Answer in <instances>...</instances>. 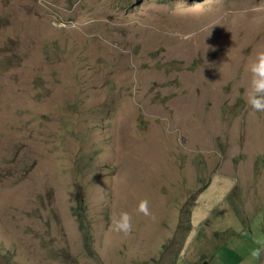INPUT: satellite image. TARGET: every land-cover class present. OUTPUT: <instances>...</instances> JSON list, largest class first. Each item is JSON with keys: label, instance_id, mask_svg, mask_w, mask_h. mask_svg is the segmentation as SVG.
I'll return each mask as SVG.
<instances>
[{"label": "rangeland", "instance_id": "374dc122", "mask_svg": "<svg viewBox=\"0 0 264 264\" xmlns=\"http://www.w3.org/2000/svg\"><path fill=\"white\" fill-rule=\"evenodd\" d=\"M259 50L264 0H0V264H264Z\"/></svg>", "mask_w": 264, "mask_h": 264}, {"label": "clouds", "instance_id": "9594fccd", "mask_svg": "<svg viewBox=\"0 0 264 264\" xmlns=\"http://www.w3.org/2000/svg\"><path fill=\"white\" fill-rule=\"evenodd\" d=\"M251 73L250 87L245 89L247 103L253 110L264 112V50L256 53L255 59L247 65ZM137 210L148 214V201L141 200ZM115 230L125 234L131 230V217L129 213L121 212L119 220L115 221Z\"/></svg>", "mask_w": 264, "mask_h": 264}, {"label": "trees", "instance_id": "16d2710c", "mask_svg": "<svg viewBox=\"0 0 264 264\" xmlns=\"http://www.w3.org/2000/svg\"><path fill=\"white\" fill-rule=\"evenodd\" d=\"M81 206V205H80ZM82 207V206H81ZM83 208V207H82ZM77 210L79 211V207H77ZM80 228L84 233L85 239L87 240L86 244L89 246L91 242L92 235L90 233V222L87 217H79L78 218Z\"/></svg>", "mask_w": 264, "mask_h": 264}]
</instances>
